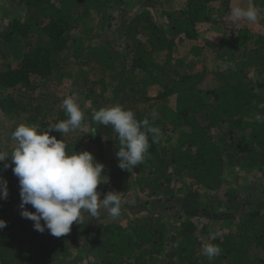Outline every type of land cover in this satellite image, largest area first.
Masks as SVG:
<instances>
[{
  "label": "trees",
  "instance_id": "obj_1",
  "mask_svg": "<svg viewBox=\"0 0 264 264\" xmlns=\"http://www.w3.org/2000/svg\"><path fill=\"white\" fill-rule=\"evenodd\" d=\"M219 1L228 4L186 0L180 10L162 9L156 17L159 5L170 7L176 0H144L143 11L135 13L137 0H9L10 7L3 9L8 26L0 32V58L5 64L0 72L4 94L0 108L7 116L27 115L25 123L66 143L75 130L62 134L48 129L67 119L65 110L50 123L42 105H34V92L39 81L60 84L74 79L66 71L71 62L65 57L72 50L74 65L79 66L75 80L82 83L74 86L82 90V104L90 102V120L88 131L66 144L69 155L88 151L97 161L104 160L107 151L117 155L120 144L112 126L92 119L95 111L108 106L119 104L138 120L148 117L150 122L155 110L159 118L154 125L160 134L156 142L149 137L143 163L131 172L118 166V158H110L105 169L108 182L97 189L101 199L108 192L126 197L132 190L139 197L148 196L144 204L148 215L123 227L97 223L98 217L88 219L90 214L83 212L82 224L74 222L69 233L56 237L47 229L36 231L30 219L5 210L0 214L7 222L0 229V264H54L71 257L74 248L85 258L80 250L86 247L94 253L91 264H264L253 258L256 250L264 252V201L242 199L232 188L224 201L211 197L224 185L226 171L235 168L244 176L257 170L264 194V36L241 28L235 37L225 38L218 57L226 55L224 70L196 72L192 61L175 63L171 58L178 48L175 40L196 41L198 25L212 18L211 5ZM253 2L264 10V0ZM114 25L117 29L111 32ZM98 29L100 38L93 39ZM194 51V58L199 57L201 48ZM162 54L163 61H157ZM211 78L218 85L200 90L198 85ZM152 85L160 87L155 97L147 90ZM173 96L174 110L166 106ZM0 175L6 180L7 175L14 176L17 184L8 191H20L12 167L5 170L0 162ZM170 210L178 211V225L168 228L162 215ZM204 221L234 222L236 233L230 229L229 235H216ZM205 242L219 245L221 254L209 260L202 253Z\"/></svg>",
  "mask_w": 264,
  "mask_h": 264
},
{
  "label": "clouds",
  "instance_id": "obj_2",
  "mask_svg": "<svg viewBox=\"0 0 264 264\" xmlns=\"http://www.w3.org/2000/svg\"><path fill=\"white\" fill-rule=\"evenodd\" d=\"M262 11L253 0H248L246 7H232L226 19L255 23ZM61 106L67 119L48 129L62 134L81 129L84 112L76 96L66 97ZM150 116L152 121L159 118L155 110ZM92 119L104 126L111 125L118 135V166L122 170L131 172L143 163L150 147L149 137L153 142L159 139L160 129L152 126L148 117L138 120L131 109L119 104L95 111ZM256 119L261 120V117ZM38 127L34 124L18 125L12 133L15 147L11 154L0 151V162L11 160L10 164L4 163V169L12 167L19 179L21 216L34 221L36 231L43 233L47 229L56 237L69 233L74 222L82 224L83 212L98 217L99 210L105 209L113 219L119 217L121 193L108 192L101 199V193L97 191L100 184L108 182L107 177L102 175L105 165L88 151H73L69 155L63 139L58 140L50 131H38ZM8 194V182L0 175V198L7 199ZM28 205L35 211H28ZM6 227L7 222L0 219V229ZM221 251L217 244H202V253L209 260L219 256Z\"/></svg>",
  "mask_w": 264,
  "mask_h": 264
},
{
  "label": "rangeland",
  "instance_id": "obj_3",
  "mask_svg": "<svg viewBox=\"0 0 264 264\" xmlns=\"http://www.w3.org/2000/svg\"><path fill=\"white\" fill-rule=\"evenodd\" d=\"M139 3H137L135 7V12H141L142 9V2L144 0H137ZM228 4L226 6H222V2H217L211 5V7L214 9L212 18L201 25H198L197 27V40L196 41H190L186 40L183 37H178L175 41L177 42L178 48L173 52L171 55V58L175 63L177 61H182L183 59L186 60L187 63L192 61V64L195 63V71L206 69L207 72H213V71H219L224 70L227 68L226 63L224 60H226V55L219 57V50L222 45V41L225 38H230V36L235 37L237 35L238 30L241 28H246L251 35H262L264 36V12L262 11L258 21L255 23H249L247 21H241V20H230L226 19L229 16L230 10L232 7L235 6H241L246 7L248 0H226ZM186 2V0H176L175 3H173L172 6L159 5L156 11L154 12L156 17L160 15V11L162 9H168V11H177L182 8V5ZM9 0H0V32L4 30L8 26V19L5 18L6 14L4 12V8L10 7ZM20 12V11H19ZM225 15V16H222ZM20 16H24V12L20 13ZM215 19V20H214ZM164 18H158V23L161 25H164L165 23ZM114 23V22H113ZM98 24V21H95V25ZM115 24V23H114ZM117 29V26L114 25L113 28H111V32H114ZM167 29V28H166ZM100 30L98 29L96 33H94L93 39L100 38ZM91 41V39H89ZM88 40V41H89ZM113 40V38L111 39ZM70 47H73L70 43ZM201 48V51L199 53V57L194 58L195 51L194 49ZM239 53L237 55H241L242 51H238ZM70 54H73V51H70ZM65 56L68 58L67 63L71 62L70 65L68 64V67L66 68L67 72H71L74 74V79L70 80H64L62 83L58 84L56 81H47V82H40V87L35 90L34 94L35 97H37V102L34 103L36 106L38 103L42 105V110L45 113L47 120L52 123L54 122L57 117L60 115L62 111H64L62 105V101L70 96L75 95L77 101L80 103L81 108L84 112V120L82 122V128L75 130L72 135L66 136V144H70L71 140H73L75 137H78L81 133H84L85 131H88V123L90 120L89 115L87 114V111L90 107L89 101H83L85 104H82V97H80V94H82L81 88H78V86H74V84H78L79 87H81L82 83L78 80H75L78 77L79 74V66L76 64L74 65V60L72 56ZM163 56L158 55L156 57L157 61H163ZM16 63H13V66H15ZM5 69V64L0 58V72ZM90 79L95 80L96 75L90 74ZM211 80V81H209ZM217 84L216 80L214 79H204L199 86L200 90H208L209 87H215ZM160 87L158 85H152L147 90L149 92V95L152 97H155L158 93V90ZM0 97L3 98L4 94L0 92ZM84 100V99H83ZM166 106L170 107V109L174 110L176 108V96L171 97L168 101ZM261 107L264 109V104L261 105ZM148 108V107H146ZM27 120V115L22 114L19 118H10L7 116L2 109L0 108V151H4L8 153L9 155L13 151L15 147V142L12 140V133L15 131L18 125L20 124H27L25 123ZM156 121V120H155ZM155 121H152V126L158 127L155 124ZM28 125H32L29 124ZM159 128V127H158ZM160 129V128H159ZM110 151L106 152V157L102 161H98L99 163L106 165L107 162H109L110 158L117 159V155L114 153H109ZM4 163H11V160L9 158L8 161L2 162ZM108 166V165H107ZM106 171L102 174L105 176ZM9 178L6 180L8 182V186H11L12 184L16 183V178H13L14 176L7 175ZM225 177V183L222 185L221 189L216 192L212 193V198H218L219 200L225 199V193L229 189H236L239 193L240 198L244 199L250 196L252 199H258L260 198L262 201H264V194L262 192V179L260 176V173L257 170L252 171L251 174L248 176H244L243 173L238 169L235 168L233 170L226 171ZM103 184V183H102ZM102 184L99 185V187L102 188ZM8 197L7 199L0 198V203H2V206L0 207V214L3 211H7L9 213H13L15 217L21 216L22 209L20 208L21 204V197H20V191H17L16 193H11L8 191ZM121 199V213L120 216L113 219L105 209L99 210V216L96 220L97 223L99 222H107V223H120L123 227H127L128 224L138 218V217H144L149 214L148 209L144 205L147 202V199H149L148 196L144 197V195H141V197L137 196V194L132 190L126 197H123L120 195ZM151 201V200H150ZM28 211H35L34 208H32L31 205L27 206ZM178 215L177 210H170L169 212H165L163 216V222L169 227H175L178 225V222L176 221ZM89 218H91V215H87ZM237 221V219H236ZM238 222V221H237ZM43 224L44 222L41 221ZM204 224H208V230L214 231V233H218L220 236H226L229 235L231 230H233L234 233H236V230L234 228L235 223L230 222L228 223H210L207 221L203 222ZM202 225V226H203ZM31 226L34 227V221L31 220ZM202 226H199V228H202ZM200 238H204L199 234ZM78 248L83 245L82 243L78 244ZM81 245V246H80ZM84 247V246H83ZM71 251V257L67 259H63L59 262H56L54 264H91L94 260V253L89 248L86 247L83 251L86 253L87 257L83 258V256L78 254V251L76 248L70 250ZM253 258L257 260L264 261V252L260 250H256L254 252ZM163 260L162 257L159 258V261ZM160 263V262H159ZM158 263V264H159Z\"/></svg>",
  "mask_w": 264,
  "mask_h": 264
}]
</instances>
